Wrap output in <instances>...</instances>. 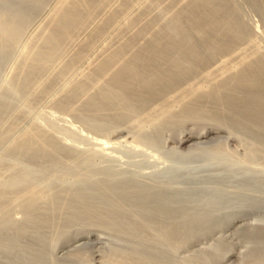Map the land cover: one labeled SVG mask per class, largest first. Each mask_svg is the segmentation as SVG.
<instances>
[{
    "label": "rangeland",
    "instance_id": "374dc122",
    "mask_svg": "<svg viewBox=\"0 0 264 264\" xmlns=\"http://www.w3.org/2000/svg\"><path fill=\"white\" fill-rule=\"evenodd\" d=\"M69 1L0 0V200L5 198L0 201V264H114L123 256L121 251L144 255L148 251L154 258L181 264L182 254L188 253L182 252L179 217L165 218V226L151 225L140 230L117 227L103 212L84 204L87 193L93 194L99 188L101 172L114 169L128 172L150 187L159 184L180 199L181 191L187 187L189 190L190 185L203 187L212 178L227 181L244 169L252 171H244L242 176L238 172L236 178L254 174L264 184L263 156L236 153L243 147L264 151V123L239 117L245 127L234 131L239 144L229 142L218 151L204 148L187 154L171 150L169 142L157 146L146 142L137 144V149L133 147L135 151L132 146H125L124 151L123 146L116 148L123 154L117 161L107 155L98 157L101 151L93 145L94 139L111 129L106 119L114 112L109 105L98 109L92 105L107 79L98 66L115 51L120 59H127L153 38L180 41L183 33L209 39L223 36L232 20L231 12H225L229 0H87L81 6V19L58 34L54 28L59 11ZM236 2L233 1L236 14L244 25L264 27V16L252 0ZM222 9L223 14L219 12ZM245 29L247 33L244 30L237 38L239 43L245 41L239 47L256 37L254 31ZM53 36L55 40L50 42ZM259 36L258 40L264 42V34ZM228 56V52L215 54L206 68L219 66L229 60ZM190 121L185 122L187 127L197 123ZM174 130L162 131V138L172 136ZM20 146L31 153L20 159L9 155L10 150ZM112 149L105 152L118 155ZM9 166L16 168L11 171ZM5 167L8 168L4 170ZM25 170L30 171L28 179L21 178L16 187L4 190V180L8 183L12 172L20 171L23 176ZM175 205L181 206V201ZM130 215L141 221L136 213ZM86 231L96 235L105 248L99 258L93 259L88 247L66 255L60 253L78 232ZM113 249L119 254H109Z\"/></svg>",
    "mask_w": 264,
    "mask_h": 264
},
{
    "label": "bare ground",
    "instance_id": "6f19581e",
    "mask_svg": "<svg viewBox=\"0 0 264 264\" xmlns=\"http://www.w3.org/2000/svg\"><path fill=\"white\" fill-rule=\"evenodd\" d=\"M85 1L87 0H71L65 6L62 4L59 20L54 28L58 34L59 31H65L67 26L70 27L81 19V6H85L83 4ZM233 1L229 0L225 8V12H231L232 20L230 25L227 23L228 31L221 37L209 39L183 33L184 36L181 40L179 39L180 41L177 39L162 41L153 38L149 43L146 41L148 44L145 48L142 47L141 51L137 50L138 52L131 54L127 59L124 58L125 60L120 59L116 51L105 60L102 59L98 70L105 73L107 79H105V87L101 88L103 91H96L98 95L95 94L97 96L92 100V105L95 108L109 105L110 108L113 107L114 112L106 119L111 123V129L106 131L108 133L105 136L100 134L103 137L94 139L93 145L101 151V153L98 152L100 153L98 157L107 155L111 160H119L123 154L118 153L116 148L123 146L124 151L125 146L136 148L137 144H146V142L154 146L169 142L171 150L187 154L204 148H214L218 151L229 142V145L239 144L235 130L243 131L242 129L245 128L239 117L251 118L260 124L264 123V42L258 40L261 38L258 35L264 34V27L260 29L258 25L255 27L244 25L236 14L238 9L235 11ZM252 1L255 9L264 16V0ZM219 12L224 13L223 9ZM246 27L254 31L256 37L254 39L251 37L248 43L239 47L238 44H244L245 41L240 40L239 43L237 38L244 30L246 32ZM50 39V42L55 40L54 36ZM176 46L178 47L175 48ZM174 48L178 53V55L175 54L176 56L172 53ZM221 52H228L229 60L226 61L228 58L223 61L220 59L222 62L219 66L207 69L206 66L212 57ZM188 120L189 122L195 120L197 123L187 127L185 122ZM167 129H175V133L162 138L161 132ZM17 148L10 150L9 153L16 159L31 153L27 152V147ZM106 149H112L118 155L107 153ZM242 150L236 153L239 156L257 155L264 158L263 150L257 152L246 147ZM1 167L0 170H2ZM7 168L5 167L4 170ZM13 168H10L11 171ZM20 171L19 174L18 171L12 172L8 176L10 178L8 183L4 180L2 185L4 190L12 188L15 184L17 186L21 178L28 179L30 171L25 170L23 176ZM244 171L252 170L238 171L241 173L240 176ZM238 172L231 176L229 173L230 177L227 181H216L212 178L203 187L190 185L192 187L189 190L187 187L181 191L180 199V196L169 194L166 188L159 184L150 187L136 179L134 175L114 169L113 172H101V175L99 173L100 186L93 191V194L87 193L84 204L103 212L117 227L129 226L140 230L151 225L165 226V218L179 217L182 252L188 253L182 254L181 264H264V184L255 179L254 174L238 179L240 177L236 178V175H239ZM20 190L24 191L21 188ZM180 201L181 206H174ZM134 213L140 216L141 221L132 218L130 214L134 215ZM208 241L211 243L207 247L204 246ZM212 243L215 244L211 246ZM84 247L91 249L93 259L99 258L105 249L96 235L86 231L78 232L74 239L60 249V253L66 255ZM110 251L109 254L113 256L119 254L116 249ZM121 252L123 256L117 258L114 264L173 263L161 257L149 256L148 251L145 255L133 251Z\"/></svg>",
    "mask_w": 264,
    "mask_h": 264
}]
</instances>
